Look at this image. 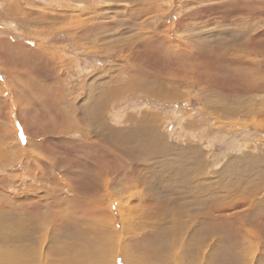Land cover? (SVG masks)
<instances>
[{
	"label": "rangeland",
	"instance_id": "obj_1",
	"mask_svg": "<svg viewBox=\"0 0 264 264\" xmlns=\"http://www.w3.org/2000/svg\"><path fill=\"white\" fill-rule=\"evenodd\" d=\"M0 224V264H264V0H0Z\"/></svg>",
	"mask_w": 264,
	"mask_h": 264
},
{
	"label": "bare ground",
	"instance_id": "obj_2",
	"mask_svg": "<svg viewBox=\"0 0 264 264\" xmlns=\"http://www.w3.org/2000/svg\"><path fill=\"white\" fill-rule=\"evenodd\" d=\"M196 17V16H195ZM198 17V16H197ZM202 18H207L208 19V17H206V15H204V16H201ZM201 17H198V20L201 18ZM249 17H251L250 15H249ZM197 19V18H196ZM225 44V43H224ZM229 44V43H228ZM245 47H249V46H247V44L245 45ZM179 48V47H178ZM238 50V49H237ZM191 52H193V53H191ZM222 53V52H221ZM183 55V57L182 58H185V60L186 61H193L195 58L197 59V58H199L200 59V57H199V55L197 54V53H195V51L193 50V49H191V51H189L188 53H182ZM187 54V55H186ZM216 54V53H215ZM204 56V55H203ZM207 57V56H206ZM203 58V57H202ZM204 59H205V57H204ZM229 62V66L230 65H233L234 64V62H231V61H228ZM187 65V64H186ZM189 66V65H188ZM180 67V66H179ZM226 67V66H225ZM181 68V67H180ZM183 68H185V69H187L188 70V73L190 72H192V70L191 69H194V67L193 66H191L190 68H188V67H183ZM246 68H248V64H247V66H246ZM249 68H250V66H249ZM248 68V69H249ZM222 69V68H221ZM177 71H180L179 69H177ZM221 71V70H220ZM181 72V71H180ZM249 72H251V76L252 75H254L253 77L254 78H257V77H259L258 76V71L257 70H255V68L253 69V70H249ZM249 72H248V76H249ZM187 73V72H186ZM192 75V74H191ZM190 75V76H191ZM211 78V77H210ZM260 78V77H259ZM258 78V79H259ZM244 82H242V83H246L247 81H248V79H247V77H246V75H244V78L242 77L241 78ZM26 81V80H25ZM250 81V80H249ZM252 81V80H251ZM250 84H251V86H253V87H256L257 86V81H254V82H249ZM247 87H248V85H247ZM236 90V89H235ZM232 91V90H231ZM141 146V145H140ZM104 175V174H103ZM99 181V180H98ZM89 193V192H88ZM104 193H106V192H104ZM91 195V194H90ZM168 200V199H167ZM179 207V206H178ZM178 209V208H177ZM100 209L98 208V207H96V209L95 210H93V211H91L92 212V214H95V215H99L101 212L99 211ZM181 210V209H180ZM177 212V211H176ZM155 215V214H154ZM166 215V214H165ZM169 216V215H168ZM180 217V216H179ZM93 218V217H92ZM165 217H163V219H164ZM169 218V217H168ZM142 219H144V217L142 218ZM162 219V218H161ZM82 220V219H81ZM166 221H167V219H166ZM254 222V221H253ZM206 223V222H205ZM204 223V224H205ZM138 224V223H137ZM200 224V223H199ZM207 225H209L210 223H209V221H208V223H206ZM1 225V224H0ZM142 227V226H141ZM154 227V226H153ZM5 228V227H4ZM155 228V227H154ZM165 228H166V226H165ZM156 229H163V227H162V225L161 226H156ZM209 229V228H208ZM127 230H129V229H127ZM9 231V230H8ZM147 231V230H146ZM255 231V230H254ZM129 232H131V231H129ZM211 233V232H210ZM5 234V233H4ZM8 234V233H7ZM99 234V233H98ZM182 234V233H181ZM206 234V233H205ZM2 235V234H1ZM102 235V234H101ZM246 236V235H245ZM248 236V235H247ZM93 237H96L95 235L93 236ZM161 238V237H160ZM246 238V237H245ZM99 239H100V236H99ZM242 239V238H241ZM4 240V239H3ZM244 240V239H243ZM100 241V240H99ZM40 243H41V241H40ZM172 243H173V241H172ZM1 244V243H0ZM2 247V246H1ZM188 248V247H187ZM191 248V247H190ZM240 248H241V246H240ZM242 248H244V247H242ZM1 250H2V248H0ZM4 249H5V247H4ZM0 250V262H5L7 259H5V258H2L1 256H4V257H6V255H4V254H2V252L3 251H1ZM176 250V249H175ZM178 250V249H177ZM94 251V250H93ZM171 251V250H170ZM174 251V250H173ZM179 251H181V250H179ZM247 251V250H246ZM183 253H185V252H183ZM17 255H18V253H17ZM241 255V254H240ZM239 255V256H240ZM193 256V255H192ZM240 257H242V256H240ZM100 258V257H99ZM243 258V257H242ZM88 259V258H87ZM168 259V258H167ZM90 260V259H89ZM245 260H246V258H245ZM29 261H32V259H30L29 258V256L28 257H24V256H19V259H18V261H16V262H14V263H11L10 262V264H30L29 263ZM91 261V260H90ZM90 261H89V263H90ZM95 261V260H94ZM189 261V260H188ZM72 262V261H71ZM130 262V261H129ZM172 262V261H171ZM245 262H247V261H245ZM134 263H137V262H134ZM160 263V262H159ZM167 263V262H166ZM165 263V264H166ZM92 264V263H91ZM96 264V263H95ZM140 264V263H139ZM162 264V263H161ZM164 264V263H163ZM171 264H173V263H171ZM180 264V263H179ZM184 264H185V262H184ZM246 264V263H245Z\"/></svg>",
	"mask_w": 264,
	"mask_h": 264
}]
</instances>
